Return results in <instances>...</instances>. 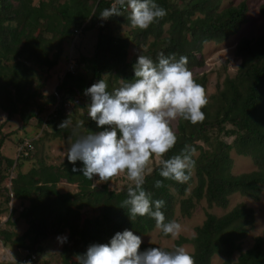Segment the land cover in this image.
Wrapping results in <instances>:
<instances>
[{
	"label": "trees",
	"instance_id": "1",
	"mask_svg": "<svg viewBox=\"0 0 264 264\" xmlns=\"http://www.w3.org/2000/svg\"><path fill=\"white\" fill-rule=\"evenodd\" d=\"M221 1L154 0L167 15L147 30H139L131 28L128 11L107 20L100 18L102 11L110 8L114 0H39L35 5L31 0H0V111L7 119L18 115L26 125L42 110L39 106L35 112L28 111L43 84L39 72L51 70L57 64L62 43L95 29L92 55L80 57L74 72L63 75L55 87L58 99L52 95L48 99L56 108L44 122L37 124L49 127L55 139L73 137L72 131L60 129L59 125L65 121V103L76 97L81 105H73L71 109L82 108L85 123L72 143L90 133L97 134L107 126L100 128L88 117L91 98L85 95V90L104 76L109 93L120 86L119 80H134L133 66L138 57L127 60L131 44L145 47L140 55L148 56L157 64L159 54L163 53L165 57L174 54L177 60L187 57L190 71L201 67L203 44L224 42L246 21L247 9L243 2L219 10ZM261 15L264 17V8ZM121 26L130 28L127 36H113V30ZM234 54L240 60L237 72L233 78H225L216 93L207 98L208 104L202 109L204 121L192 125L178 120L174 128L178 140L165 158L179 155L185 145L195 148L191 179L184 184L166 180L159 175L158 164L152 165L151 173L145 177L143 188L151 194L152 201L165 202L161 211L166 222L174 217V195L181 198L178 211L182 217H189L195 204L202 199L208 209H225L228 197L233 194L254 202L259 200L264 186V33L254 40H238ZM194 79L205 90L206 76L201 74ZM220 136L232 139L227 144ZM30 151L23 147L17 156L26 159ZM230 151L249 157L256 171L246 176H233ZM66 153L57 165L46 164L41 159L36 167L25 173L17 172L11 178L9 194L13 200L27 203L18 215L27 227L11 240L3 237V243L14 250L36 255L41 252L44 240L65 235L66 241L60 251L61 264H79L77 257L86 254L90 246L108 244L118 232L130 230L141 237L156 228L153 218L144 216L131 220L128 208H121L129 186L118 192L108 190L106 183L93 188L92 180H87L80 171H72L73 167L82 169L83 163L70 164ZM2 165L3 170H10L20 163L0 158V180L4 178ZM157 180L162 181L163 187H155ZM60 181L75 185L76 192L59 193L56 184ZM190 185L192 188L186 196ZM86 210L92 215L84 216ZM252 225L253 212L243 204L221 216L205 213L202 223L194 228V235L178 237L174 248L189 244V254L195 264H210L216 255L224 258L223 264H264V242L260 237H255L235 262H230ZM160 234L166 237L161 231ZM152 247L157 246L141 244L139 251Z\"/></svg>",
	"mask_w": 264,
	"mask_h": 264
},
{
	"label": "clouds",
	"instance_id": "2",
	"mask_svg": "<svg viewBox=\"0 0 264 264\" xmlns=\"http://www.w3.org/2000/svg\"><path fill=\"white\" fill-rule=\"evenodd\" d=\"M122 9L130 12L131 28L139 30H147L167 15L154 0H114L110 8L102 11L100 18L122 16ZM187 64L185 56L177 60L174 54L165 57L160 53L157 64L141 54L133 66L134 80H119L120 86L112 93L107 91L108 84L103 78L92 84L85 90V95L91 98L88 117L98 127L107 128L79 137L66 153L70 164L83 163L82 169L73 167L74 173L82 172L89 181L94 176L99 177L92 184L93 188L97 183L126 176L131 184L121 208H128L131 220L144 216L153 218L156 229L172 238L180 235L182 226L175 220L166 222L161 211L165 202L152 201L143 185L146 175L151 173L149 165L153 161L160 165L161 177L181 184L187 183L194 171L195 148L190 145H185L179 155L165 158L178 140L174 122L184 120L197 125L205 119L202 109L208 99ZM71 123L68 118L59 128H68ZM82 126L83 121H78L76 127ZM73 131L75 134V129ZM155 187H163L162 181L157 180ZM58 239L66 241V238ZM142 243L140 236L124 230L116 233L108 244L90 246L86 254L77 259L79 264H195L184 247L172 251L152 247L140 252Z\"/></svg>",
	"mask_w": 264,
	"mask_h": 264
},
{
	"label": "rangeland",
	"instance_id": "3",
	"mask_svg": "<svg viewBox=\"0 0 264 264\" xmlns=\"http://www.w3.org/2000/svg\"><path fill=\"white\" fill-rule=\"evenodd\" d=\"M31 1L32 5H35L39 0ZM63 1L64 0H59V2ZM242 2L246 5L247 9L245 23L239 28L235 35L230 36L224 42L220 44H214L212 42L203 44L200 51L202 65L199 68H193L191 70L193 77L200 76L201 74L206 76L205 94L207 98L216 93L217 88L225 78H233L235 76L240 64V60L234 54V47L238 40L241 38L254 40L264 33V17L261 15V11L264 8V0H222L219 4V10L228 6H237ZM129 31V27L121 26L117 28V30H113V36L124 37L127 36ZM95 37L96 30L93 29L72 39L70 42L66 40L62 43V54L57 64L51 70H42L39 72L40 80L43 81V84L38 91L39 96L34 99V103L28 108V111L33 110L35 112L39 106L42 107V110L37 112L35 117L31 118L26 125L22 124V119L18 115H14L7 119L6 115L0 111V158H8L15 163H20L19 167L10 170H3L4 166L2 165V174L4 178L0 180V264H18L22 257V251H26L14 250L6 243H3L2 240L3 237H8L9 240H11L14 236H19L27 227L24 221L18 218L21 209L25 207L27 203H20L10 197L9 187L11 178H13L17 172L25 173L31 167H36L38 161L41 159L44 160L46 164H59L66 153L67 147L76 138L75 136L80 134L83 130L85 119L83 118L82 108H77L75 111L71 109L73 105H81V100L76 97H73L72 101H67V105H64L66 110L63 116L65 120L70 118L72 121L68 130L72 131L73 137L55 139L51 136V129L49 127H46L43 123L41 125L37 123L38 121L44 122L56 108V104H51L48 99L53 94L55 87L60 83L65 73L68 64L67 60L72 59L74 63L77 64L80 57L91 56L95 44ZM144 49L145 47L131 44L128 49L127 60L135 59V57L137 58ZM79 69L81 71L79 72L82 73L81 66ZM103 78H105V76ZM78 121H83L82 127H76ZM62 122L63 121H61L60 124ZM176 124L177 121L174 122L173 129ZM74 129L75 134L73 131ZM226 129H228L227 126ZM220 138L227 144H229L232 139V137L228 136H220ZM26 143H30L32 149L26 159H20V157L17 156L18 151L21 147H25ZM194 155H196V153ZM229 156L232 161L230 172L233 176H246L248 173L256 171L257 168L252 164L249 157L236 155L233 151H230ZM154 164L157 163L153 161L149 167L151 168ZM98 180L99 177L94 176L92 184L96 183ZM102 184L105 183H97L96 187ZM106 184L108 190L118 192L122 188L130 186L131 182L127 180L126 176L122 175L106 182ZM191 188L192 185L188 187L186 196ZM56 190L59 193H75L77 189L75 185L60 181L56 184ZM174 196L176 203L174 206L173 220L182 226V230L178 237H192L194 235V228L202 223L205 213L221 216L235 206L243 204L253 212V225L251 229L248 230L246 237L241 240L239 252L233 253L230 257V262H235L237 256L252 245L255 237L262 238L264 242V186L261 188L259 200L256 202L238 194H233L228 197V204L225 209L216 207L208 209L205 205V201L202 199L195 204L189 217H182L179 214L178 200L181 198L176 195ZM83 215L89 217L92 213L86 210L83 212ZM64 236L65 235L50 237L41 243V252L35 253V256H37V264H61L60 251L63 242H61L58 237L64 238ZM178 237H163L160 234V230L155 228L146 235L141 236V239L143 241L142 244H152L159 248H164L167 251H172L175 249L174 241L178 239ZM179 247H184L186 251L189 253L191 252V246L189 244H183ZM2 251H4L3 255L1 253ZM223 262L224 258L216 255L212 257L210 264H223Z\"/></svg>",
	"mask_w": 264,
	"mask_h": 264
},
{
	"label": "built area",
	"instance_id": "4",
	"mask_svg": "<svg viewBox=\"0 0 264 264\" xmlns=\"http://www.w3.org/2000/svg\"><path fill=\"white\" fill-rule=\"evenodd\" d=\"M112 3H113V2H112ZM112 3L110 4V7H111ZM121 11L124 12L123 9H122ZM77 34H78V32H77ZM77 34H76V35H77ZM67 62H68V64H67V68L65 69V73H70V74H72V73L74 72L75 63H74V61H73L72 59H68ZM67 62H66V63H67ZM65 73H64V74H65ZM52 95H53V97H54L56 100L58 99V94H57V92H56L55 89H54V92H53ZM75 102H77V101H75ZM65 105H67V102H66ZM55 106H56V105H55ZM55 106H54V107H55ZM25 147H27L28 149L31 150L30 146H29L27 143H26ZM19 153H22V147H21L20 150L18 151V154H19ZM18 154H17V155H18ZM23 155H26V153H23ZM10 197H11V195H10ZM1 253H2V255H3L4 251H2ZM18 264H36V263H35V255L32 254V253H30V252H28V251H22V257H21V259H20V261H19Z\"/></svg>",
	"mask_w": 264,
	"mask_h": 264
}]
</instances>
